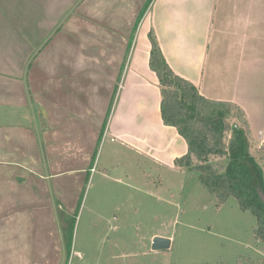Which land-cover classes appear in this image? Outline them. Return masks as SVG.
Listing matches in <instances>:
<instances>
[{"label": "rangeland", "instance_id": "1", "mask_svg": "<svg viewBox=\"0 0 264 264\" xmlns=\"http://www.w3.org/2000/svg\"><path fill=\"white\" fill-rule=\"evenodd\" d=\"M145 1L80 0L72 7L64 2L48 4L50 18L46 22H56L59 17L61 22L46 30L44 45L31 56L24 83L26 104L15 99L13 120L7 115L11 110L0 107V141L5 143L8 136L18 159L23 155L26 164L31 168L40 166L43 175L53 172L42 152L48 140L44 133L47 124L40 113L43 103L55 114L54 128L61 123L56 140L74 144L73 161L63 162L58 168L61 172L77 169L79 174L61 175L64 188L60 192L46 177V200L31 193L22 206L16 199L20 195L12 192L14 202L8 213H13L14 219L23 215L31 219L30 236L47 239L53 233L60 235V242L48 241L47 249L51 245L52 251L61 252V264H249L264 260V245L253 235L257 223L233 197L217 206L215 197L200 185L197 174L185 168L174 169L166 162H154L149 149L131 140L127 144L120 136L122 109L130 108L132 112L142 107L149 110L148 114L153 113L159 94L158 87L146 76L143 81H132L123 75L121 82L118 77L124 60L130 68L135 61L144 62L147 42L140 27L147 13L136 24L145 10ZM160 4L153 7L156 23H160ZM255 15L261 17L253 25L252 47L248 44L244 49L226 39L209 49L210 58L214 55L217 64L213 65L216 71L205 75V85L214 89L213 99L238 96L252 125L261 130L264 12ZM160 35L165 43L161 24ZM165 51L171 59L178 57L172 51L187 57L175 63L186 73L202 67L199 47H188L183 41ZM140 64L137 69L142 67ZM233 89L236 93L232 94ZM123 128L127 130L125 121ZM141 129L152 145L151 132ZM252 142L264 184V162L259 161L262 153L258 152L262 146ZM12 171L22 172L18 167ZM62 213L67 216L65 225ZM73 215L71 249L67 251L64 231ZM158 237L168 239L169 248L153 251L152 241ZM31 244L38 245L35 240Z\"/></svg>", "mask_w": 264, "mask_h": 264}, {"label": "crops", "instance_id": "2", "mask_svg": "<svg viewBox=\"0 0 264 264\" xmlns=\"http://www.w3.org/2000/svg\"><path fill=\"white\" fill-rule=\"evenodd\" d=\"M79 1L0 0V107L11 110L9 113L7 112V115H12V120L16 103L15 99H21L22 103H24L23 105L26 104L24 102V83H26L28 77L26 68L29 66L33 52L44 45L46 30H50L61 22V17L56 22L50 24L46 22L50 18L46 11L48 4L64 2L72 7ZM148 1H150L149 6L152 3V9L147 12L149 6L147 7L145 12L147 16L140 27L142 33L146 35L144 36V42H147L146 54L143 56L144 62L140 64V62L135 61L132 63V68H134L132 69L130 64L126 66V61L124 60L122 73L118 77L119 82H121L123 75L124 78L127 75L130 76L132 81H143V76H146L158 87L159 94L153 113L148 114L149 110L147 112L142 107H136L132 113L129 111L130 108L124 109L122 107L120 132L122 140H126V142L131 140L134 144L149 149L151 151L150 157H152L154 162L158 161L159 164L166 162L174 169L179 167H175L173 161L185 154L188 149L177 131L164 126L161 121L159 107L160 87L155 74L148 68L150 53L148 35L149 33H154L163 57L172 71L196 86L200 94L205 98L228 101L239 105L244 110L250 126L251 139L257 141L262 146L261 148L264 149V129L258 130L252 125L246 108L241 104L238 96L236 97L233 94L236 91L233 89V95L227 100L213 99L211 96H214V89L209 88L210 84L205 85V75L216 71L213 65L217 64L214 55L212 59L210 58L209 49H215L216 46H220L222 41L226 39H230L235 45L243 46L244 49L248 44L251 46L254 34L253 25L256 26L260 22L258 18L261 17L253 16V13L264 12V0H146L144 3ZM159 2L161 3L162 13L159 15L160 23H156V14L153 7ZM140 21H137L136 26ZM160 24L164 31L165 43L160 37ZM183 41L188 47L195 46L200 48L198 62L202 67L197 66L198 69L195 72L186 73L177 67L176 64L179 61L186 60L187 57L184 55L179 57L175 51H172L171 54L175 53L179 58L173 56L171 59L165 51L166 47H177ZM208 58L209 62L206 61ZM139 64L142 67L139 66V69H137L136 67ZM114 91H112V95ZM41 105L40 113L42 119L46 122L45 124H47L44 133L47 132L46 137L48 135L46 151L44 149L42 152L45 154V158L48 157L54 170L53 172L43 175L41 167H29L24 161L23 155L21 159H18L19 154L13 149L8 136H6L5 143L2 140L0 141V264H61V252L52 251L51 245H48L47 249L48 241L55 244L60 242V235L57 236L53 233V236L51 235L47 239H44L42 235L30 236L28 235V228L32 222L31 219L24 218V215L22 218L14 219L12 217L13 213H8L11 208L10 203L14 202L11 196L12 192L20 195L16 199L21 201L22 206L23 204L25 205V202H28L31 193L39 195V199L46 200V177L49 182L53 180V187L57 192H60L64 188L60 182L61 175L67 172L79 174L77 169L61 172V169L58 168V165L60 166L63 162L73 161V152L75 155L74 144L70 141L66 145L60 140H56V134L59 132L58 127L61 123L57 128H54L52 123L56 122L55 114L47 109L43 103ZM10 115L8 116L11 118ZM130 115L132 116L130 117ZM130 118L133 121L132 128H130ZM124 121L126 122L127 130L123 128ZM105 126V123L101 124L102 133L105 131ZM141 128L146 132H151L152 145L148 144L146 140L148 136L141 133ZM136 129L139 133L136 132ZM94 158L95 156L92 160ZM13 167H18L22 172L12 171ZM29 206L26 207L29 208ZM40 221L42 224L45 223L43 220ZM32 240H35L38 245L33 246L31 244Z\"/></svg>", "mask_w": 264, "mask_h": 264}, {"label": "trees", "instance_id": "3", "mask_svg": "<svg viewBox=\"0 0 264 264\" xmlns=\"http://www.w3.org/2000/svg\"><path fill=\"white\" fill-rule=\"evenodd\" d=\"M149 4L145 3L138 22ZM148 40V68L160 87L162 124L176 130L188 148L173 165L197 174L200 185L215 197L217 206L233 197L240 209L255 219L254 239L264 245V203L259 196V191L264 195L263 172L253 156L256 149L252 153L254 144L244 110L236 103L205 98L167 65L152 33ZM258 152L262 153L259 161L264 162V149ZM74 216L64 231L67 251L71 249ZM62 218L65 225L64 213ZM249 264H264V260Z\"/></svg>", "mask_w": 264, "mask_h": 264}, {"label": "water", "instance_id": "4", "mask_svg": "<svg viewBox=\"0 0 264 264\" xmlns=\"http://www.w3.org/2000/svg\"><path fill=\"white\" fill-rule=\"evenodd\" d=\"M259 196L262 199L263 203H264V195L261 191H259ZM170 241L166 238H154L152 241V250L153 251H158V250H162V249H167L169 248Z\"/></svg>", "mask_w": 264, "mask_h": 264}]
</instances>
